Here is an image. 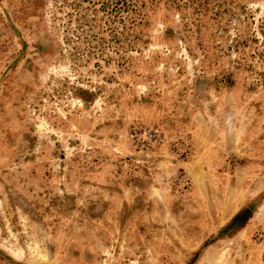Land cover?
Segmentation results:
<instances>
[{
    "label": "rangeland",
    "instance_id": "1",
    "mask_svg": "<svg viewBox=\"0 0 264 264\" xmlns=\"http://www.w3.org/2000/svg\"><path fill=\"white\" fill-rule=\"evenodd\" d=\"M0 264H264V0H0Z\"/></svg>",
    "mask_w": 264,
    "mask_h": 264
}]
</instances>
